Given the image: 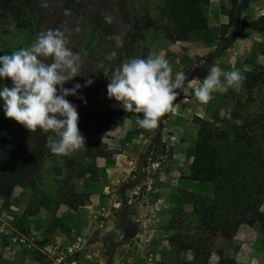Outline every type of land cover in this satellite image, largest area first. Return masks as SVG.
<instances>
[{
  "label": "trees",
  "instance_id": "1",
  "mask_svg": "<svg viewBox=\"0 0 264 264\" xmlns=\"http://www.w3.org/2000/svg\"><path fill=\"white\" fill-rule=\"evenodd\" d=\"M230 2L227 27L236 29L240 13L237 0ZM209 4L210 0H0V55L30 46L39 33L48 29L63 31L67 47L79 54L81 75L63 86L82 85L77 95L66 99L76 106L77 127L85 138L84 148L69 155H55L48 147L50 138L58 139L54 133L39 128L30 131L5 117L0 109L3 202L11 205V194L21 187L24 216L45 210L49 217L46 233L69 235V219L89 201L87 183L100 176L97 159L109 160L113 154L103 132L116 117L132 115L108 98L109 78L104 72L111 74L128 58L153 55L157 38L169 42L209 39ZM106 16L111 17V23L106 22ZM249 27L264 33V15L251 20ZM117 34L122 39L119 48L110 39ZM112 51L116 56L106 59ZM260 55L264 57V45L260 52H251L243 60L239 90L228 87L222 93L231 108L220 114L223 108L219 105L216 113L207 110L211 119L193 118L197 134L191 140L189 177L211 183L213 189L209 195L188 190L182 193L179 198L192 206L183 221L189 220L194 226L169 238L179 251L192 253L191 264H209L215 241L232 242L241 224L253 227L264 238V60H258ZM88 79L93 82L84 87ZM0 84L11 87V80L4 78ZM79 181L84 183L82 191L78 189ZM61 206L66 210L58 214ZM16 225L21 228V221ZM219 253L216 264H225ZM36 259L40 262L43 258ZM0 264H4L1 255ZM228 264L236 262L228 259Z\"/></svg>",
  "mask_w": 264,
  "mask_h": 264
},
{
  "label": "rangeland",
  "instance_id": "2",
  "mask_svg": "<svg viewBox=\"0 0 264 264\" xmlns=\"http://www.w3.org/2000/svg\"><path fill=\"white\" fill-rule=\"evenodd\" d=\"M246 2L247 0H242L241 4ZM225 4H229L227 7L230 8V0H227ZM206 14L212 19L218 12L210 11L208 7ZM221 30L223 32L224 27H221ZM156 42L157 46L153 48V55L164 56L170 64L176 61L163 44L169 41L157 38ZM226 42L227 40H220L218 47ZM244 59L245 57L236 62L238 72L245 68L242 65ZM258 60L263 61L264 57L260 55ZM200 62V57L193 59L185 63L184 68L187 69L190 65L196 64L194 73L201 78V75L206 74L203 72V66H206L207 59L205 58L203 63ZM225 87L228 88L227 85ZM177 92L182 93L180 89H177ZM222 95L218 91L213 92L212 98L206 105L207 110L216 113L220 105L223 108L221 114L226 108H231L232 104ZM193 118L194 116L188 122L196 128V136L197 125L193 122ZM203 118L211 119V115L208 114ZM160 123L164 126L162 121ZM191 140L189 148H181L175 159L174 150L160 151L154 147L150 160L159 161V164L152 166L151 171H146L143 175L138 174L133 181L126 182L123 194L117 195L119 186L115 190L116 186L111 184L109 189L104 190L105 196L108 197L104 199V207L111 216L115 217L109 232H93L91 228L88 229L89 226L87 229L80 228V215L74 212L73 218L68 222L72 228L69 235L63 233L64 238L60 231L48 235L45 231L48 213L42 210L35 216H24V203L20 200L22 189L16 187L11 194V205L5 204L0 198L2 262L4 264H191L192 253L185 250L179 251L169 241L170 236L186 233L194 226V223L189 220L183 221L186 217L188 218L192 206L179 198L182 193L188 190L209 195L213 189L211 183L193 181L189 177L190 159H192ZM146 158L144 159L147 161ZM172 159L177 162L174 163ZM101 184L100 176L97 180L87 183L90 190L99 189ZM83 187V181H79L78 189L82 191ZM64 208L66 207L61 206L58 214H61ZM103 218V215L98 214L95 219ZM18 220L21 221V228L16 225ZM255 232L257 237L250 246L256 248L258 253L246 254V247L241 246L239 240L234 239L228 242L219 239L215 241L216 247L209 264L218 262L219 251L225 259V264H228V259L235 260L237 264H247L246 262L264 264V238H260L256 230ZM252 251V249L249 250V252ZM59 255L63 257L61 261L56 260ZM39 256L43 258L40 262L36 259Z\"/></svg>",
  "mask_w": 264,
  "mask_h": 264
},
{
  "label": "clouds",
  "instance_id": "3",
  "mask_svg": "<svg viewBox=\"0 0 264 264\" xmlns=\"http://www.w3.org/2000/svg\"><path fill=\"white\" fill-rule=\"evenodd\" d=\"M105 20L111 23V17L106 16ZM110 39L115 41L116 48L122 46L120 34ZM115 56L116 52L112 51L106 59ZM47 58L50 62H45ZM80 69V56L67 47V38L60 29L43 31L30 46L0 55V81L11 80V87L0 84V109L5 117L30 131L39 128L44 133H54L58 139L50 138L48 147L55 155H69L85 147V138L77 127L76 106L66 99L68 95H77L82 85L63 86L81 75ZM104 73L109 78L108 98L119 102L125 112L142 113L143 117L137 115L136 122L144 129L156 127L162 114L170 110L179 94L175 89L185 96L191 91L199 102L207 103L213 92H225V85L239 90L243 80L238 71H224L213 63L199 83L188 85L185 73L173 75L169 61L160 54L128 58L111 74ZM92 82L88 79L83 86Z\"/></svg>",
  "mask_w": 264,
  "mask_h": 264
},
{
  "label": "crops",
  "instance_id": "4",
  "mask_svg": "<svg viewBox=\"0 0 264 264\" xmlns=\"http://www.w3.org/2000/svg\"><path fill=\"white\" fill-rule=\"evenodd\" d=\"M241 1L237 0L236 7L240 13V19L236 29L227 27L229 21L226 13L229 4H225L227 0L223 1V6H221V0H210L208 6L210 11L218 12L212 19L209 18L211 39L163 43L169 50L170 56L176 60L170 64L173 75L184 72L185 83L197 84L208 74L209 67L213 63L224 71H237V60L247 57L251 52H260L264 45V33L250 28L249 23L264 15V0H247L245 4H241ZM221 27L225 29L223 32ZM220 40H227V42L218 47ZM199 57L201 58L200 63H203L205 58L207 59L206 66H203V72L206 74L201 75V78L194 73L196 64L190 65L187 69L184 68L185 63ZM221 80L223 81V76ZM175 91L177 92V89ZM207 103L199 102L191 91L186 96L184 93H179L170 110L158 119L159 125L152 129H144L137 124L136 117L138 115L142 118V113H132L128 117L119 116L113 119L110 128L103 132V139L113 154L109 160L105 157L97 159L102 184L99 189L90 190L88 203L80 206L76 211L80 215L79 227L87 229L89 226L88 229L91 228L93 232H109L113 227L115 217L111 216L104 207V199L108 198L104 190L109 189L110 184L116 186L115 190L119 186L117 195H121L126 182L133 181L138 174L143 175L146 171H151L152 166L158 165L159 161L150 160L154 147L160 151L174 150V159L178 157L177 152H180L181 148H189V142L195 136L196 128L188 121L195 115L208 116ZM172 161L177 162L173 159ZM98 214L103 215L104 218L95 219ZM61 235L65 238L63 233ZM256 237L257 234L253 227L241 224L233 238L239 240L241 246L246 247V254L251 255L258 253L256 248L250 246ZM248 249H252L253 253Z\"/></svg>",
  "mask_w": 264,
  "mask_h": 264
},
{
  "label": "built area",
  "instance_id": "5",
  "mask_svg": "<svg viewBox=\"0 0 264 264\" xmlns=\"http://www.w3.org/2000/svg\"><path fill=\"white\" fill-rule=\"evenodd\" d=\"M62 259H63L62 255H59V256L56 258L57 261H61Z\"/></svg>",
  "mask_w": 264,
  "mask_h": 264
}]
</instances>
